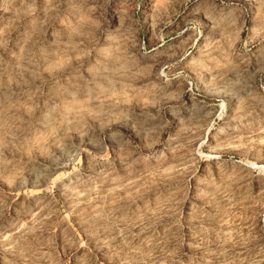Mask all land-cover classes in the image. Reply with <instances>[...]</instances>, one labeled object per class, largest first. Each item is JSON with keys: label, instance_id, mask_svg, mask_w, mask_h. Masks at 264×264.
Wrapping results in <instances>:
<instances>
[{"label": "rangeland", "instance_id": "374dc122", "mask_svg": "<svg viewBox=\"0 0 264 264\" xmlns=\"http://www.w3.org/2000/svg\"><path fill=\"white\" fill-rule=\"evenodd\" d=\"M0 264H264V0H0Z\"/></svg>", "mask_w": 264, "mask_h": 264}]
</instances>
